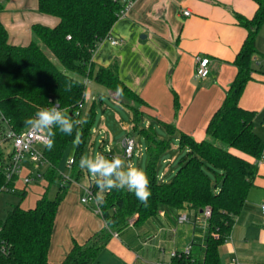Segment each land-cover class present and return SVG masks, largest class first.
<instances>
[{"label":"trees","instance_id":"1","mask_svg":"<svg viewBox=\"0 0 264 264\" xmlns=\"http://www.w3.org/2000/svg\"><path fill=\"white\" fill-rule=\"evenodd\" d=\"M8 1L0 0V14ZM133 1L38 0L39 11L57 17L59 22L54 27L34 24L33 38L26 46L10 43L8 30L0 19V129L5 128L7 121L13 131L22 133L30 127L29 118L56 102L74 122L71 136L52 129V146L48 143L43 150L50 164L46 178L50 182L59 180L60 192L56 199H50L46 191L33 208L16 205L5 220H0L1 239L7 245V251L0 252V264H49L55 220L73 179L59 176L57 164L68 142L76 139L74 165L90 134L94 104L86 115L83 109L77 114L79 104L84 105L86 80L90 78L108 88L132 112L133 129L147 141L146 173L151 195L142 203L126 188L102 192L104 200L99 207L106 229L92 235L84 244L74 241L71 251L59 264H94L114 233L126 229L131 219H135V224H144L163 208L180 211L187 207L200 211L211 209L203 264H227L220 258L219 247L228 239L236 218L246 206L264 155V139L254 128L256 112L240 105L247 83L262 69L256 67L255 57L259 52L257 36L264 25V0H254L258 8L252 18L236 13L238 24L248 32L234 60L239 69L237 77L211 117L205 139L198 141L181 132L179 149L186 153L169 182L159 179L158 166L164 153L171 149V140L161 138L153 125L141 126L145 113L136 103L142 107L149 105L121 79L118 66L96 67L93 60L121 11ZM39 41L47 45L62 68L41 48ZM178 106L175 98L176 109ZM165 126L173 131L172 125ZM80 174L78 171L76 179ZM213 176L217 181L215 185ZM96 180L91 181L89 187L97 196L100 189ZM15 181L7 179L4 155L0 152V192L13 188ZM25 195L24 190L22 196Z\"/></svg>","mask_w":264,"mask_h":264},{"label":"crops","instance_id":"2","mask_svg":"<svg viewBox=\"0 0 264 264\" xmlns=\"http://www.w3.org/2000/svg\"><path fill=\"white\" fill-rule=\"evenodd\" d=\"M257 8L254 0H135L112 28L111 35L120 45L104 39L93 60L96 67L116 64L121 79L147 102L143 126L153 125L168 140L179 142L181 132H186L201 141L238 74L234 60L248 32L238 24L236 13L252 18ZM0 19L10 43L21 46L31 41L34 24L54 27L59 22L39 11L38 0H9ZM256 46L255 64L262 69L247 83L240 105L256 112L254 128L259 134L257 124L264 122V25ZM203 55L211 59V70L207 78L200 79L196 60ZM165 124L172 125L173 131ZM174 159L163 162L173 165ZM65 199L55 220L49 264L61 263L74 241L84 244L107 227L93 205ZM263 205L264 162L259 164L245 208L219 247L223 262L264 264ZM182 214L187 215L185 222L179 221ZM208 234V220L200 210L163 208L146 223L138 225L134 219L126 229L114 233L94 264H203ZM189 248L191 253L184 255Z\"/></svg>","mask_w":264,"mask_h":264},{"label":"rangeland","instance_id":"3","mask_svg":"<svg viewBox=\"0 0 264 264\" xmlns=\"http://www.w3.org/2000/svg\"><path fill=\"white\" fill-rule=\"evenodd\" d=\"M39 44L41 48L54 60V62L62 68L61 64L51 53L47 45L41 41H39ZM93 104L95 111L93 124L91 126L90 134L83 146L80 157L77 159V162L72 168L68 166V161L70 159H74L77 150V140L73 139L66 145L57 164V172L59 176L73 178L72 183L67 188V202H76L77 200H81V197L85 194V188L89 186L91 181H95L97 179V177L93 176L87 171V169L80 167L82 157H93L97 154H102L106 158L111 159L109 148L114 149L117 147L122 152L123 140L127 137H133L137 143V154L132 160L133 166L143 169L146 172L149 161L147 141L144 136L132 128L131 113L128 108L122 105L117 96L112 94L108 88L98 84L93 78H90L87 85L86 98L83 107L84 115L89 112ZM136 106H138L141 110L144 109V107L140 104L136 103ZM259 123L257 124V128H259V134L264 139V122L262 120V123ZM141 126H143V123ZM42 131L49 135L47 131ZM162 132V129H160L159 133L164 134ZM101 140H104V142H101ZM171 145V149L164 153L158 166V175L160 176L162 172L166 171V169L172 165L164 163L163 160L175 157L171 171L168 170V173L164 178H159L165 182H169L174 178L179 162L186 153L185 150L179 149V142L175 141L174 138L171 140ZM174 145H177V147ZM45 146L46 145L42 142L34 144V148L40 150H44ZM140 148L142 150L141 155L139 152ZM11 149L12 146L10 144H4L1 147V152L4 155H7L11 152ZM123 160L127 166V164H129L128 161L125 159ZM49 170L50 164L47 161L41 163L38 169H34L31 163L26 162L23 173L15 181L16 190L14 192H0V220H5L8 212L16 205H21V207L26 209L33 208L36 205L37 200L42 197L46 191L50 199H56L58 193L60 192L59 180L50 182L46 178ZM78 171H81V174L79 178L76 179ZM27 176L30 177L31 181L25 183V178ZM212 181L214 185L217 183L215 176H213ZM24 190L26 191V195L23 197L22 192ZM90 204L95 207L94 203H89V205Z\"/></svg>","mask_w":264,"mask_h":264},{"label":"built area","instance_id":"4","mask_svg":"<svg viewBox=\"0 0 264 264\" xmlns=\"http://www.w3.org/2000/svg\"><path fill=\"white\" fill-rule=\"evenodd\" d=\"M132 2L128 3L126 7L121 11L120 17H122L125 12L128 10L129 6ZM185 15H189V11L184 12ZM69 38H71L69 36ZM110 41L112 45H120V41L113 37L111 34L106 38ZM211 70V59L207 56H198L196 60V76L200 79H205L209 76ZM87 84L89 82V79L86 80ZM55 104V103H54ZM58 108H60L59 104L57 105ZM84 105L79 104V110L77 111V114H80V109H83ZM61 109V108H60ZM50 135H47L44 133V131H38L36 128L30 126L28 129H26L22 133H16L13 131L11 126L7 121H5V128L3 130L0 129V152L1 147L4 144H10L12 146L11 152L7 155H4L5 160V173L8 180L17 179L20 177V175L23 173L25 169L26 162L31 163L33 165L34 169H38L40 167V164L43 162H46L43 150L35 149L34 144L38 142H42L45 145L49 143ZM101 142H104V140H101ZM123 150L121 152V155L116 154L114 152L115 149L109 148L110 152V158L116 156H121L123 159L127 160L129 164L133 166L132 160L137 154L136 147L137 143L136 140L133 137H127L122 142ZM140 155L142 153L141 148L139 149ZM264 162V155L259 161V164ZM74 163V159H70L68 161V166L72 168ZM165 174L162 175V178H164ZM68 179V178H65ZM30 177L25 178V183L30 182ZM14 192L16 190V187L7 189V191ZM81 202L84 204L94 203L97 212L100 214L101 210L99 207V203L96 200V193L88 186L85 188V194L81 198ZM262 210L264 213V205L262 206ZM204 216L208 220L211 216V209L207 207L204 211ZM187 220V215L182 214L179 216L180 222H185ZM134 222V219L130 220V223L132 224ZM1 231L2 227L0 226V252H6L7 251V245L6 243L1 239ZM191 253V249H187L184 252V255H189ZM172 256H178V253H173Z\"/></svg>","mask_w":264,"mask_h":264},{"label":"clouds","instance_id":"5","mask_svg":"<svg viewBox=\"0 0 264 264\" xmlns=\"http://www.w3.org/2000/svg\"><path fill=\"white\" fill-rule=\"evenodd\" d=\"M57 105L56 102L49 108L40 109L34 117L27 120V123L38 131H47L50 136L53 135L52 129H58L64 135L71 136L74 122L66 115L65 110L58 108ZM77 139H79V133ZM51 146L52 140L50 139L49 147ZM80 167L87 169L88 172L97 177L96 184L100 189L96 196L98 203H103L102 192L111 191L114 188H126L134 193L142 203H146L151 195L150 180L147 173L131 164L126 166L125 161L119 156L112 159H108L102 154L82 157Z\"/></svg>","mask_w":264,"mask_h":264},{"label":"water","instance_id":"6","mask_svg":"<svg viewBox=\"0 0 264 264\" xmlns=\"http://www.w3.org/2000/svg\"><path fill=\"white\" fill-rule=\"evenodd\" d=\"M114 149L116 151V154L121 155V151L117 147H115ZM120 158L123 159L121 156ZM201 212H203V210Z\"/></svg>","mask_w":264,"mask_h":264}]
</instances>
